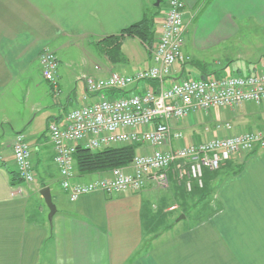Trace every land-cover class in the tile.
I'll list each match as a JSON object with an SVG mask.
<instances>
[{
	"label": "crops",
	"instance_id": "1",
	"mask_svg": "<svg viewBox=\"0 0 264 264\" xmlns=\"http://www.w3.org/2000/svg\"><path fill=\"white\" fill-rule=\"evenodd\" d=\"M183 1L184 34L191 27L168 85L187 68L199 71L200 78L264 72V0ZM160 2L0 0V264H264V149L231 158L230 168L242 164L237 174L223 165L210 193L214 207L208 214L199 211L192 224L182 223L185 218L173 222L166 189L150 181L139 192H94L74 202L60 188L49 126L62 125L73 107L96 101L86 93L84 77H106L117 72L115 65L117 73L131 75L150 65V52L141 44L144 54L135 64L111 60L104 45ZM158 15L153 45L163 21ZM88 45L94 48L85 49ZM43 49L58 59L56 91L41 74ZM74 55L83 71L75 73ZM154 87L141 83L135 91ZM231 110V131L221 129L218 136L264 133V101ZM195 127L191 116L172 123L173 132L183 137L175 146L204 141ZM17 134L30 149L34 181L27 186L10 183ZM97 176L77 173L75 181L87 183ZM179 184L177 190L190 195ZM43 187H49L56 207L51 221L39 194Z\"/></svg>",
	"mask_w": 264,
	"mask_h": 264
},
{
	"label": "built area",
	"instance_id": "2",
	"mask_svg": "<svg viewBox=\"0 0 264 264\" xmlns=\"http://www.w3.org/2000/svg\"><path fill=\"white\" fill-rule=\"evenodd\" d=\"M184 11L183 0H168L157 40L147 49L151 56L147 68L131 75L112 72L106 77H84L85 91L96 97V101L73 107L62 125L49 126L60 188L68 192L71 202L94 192L107 195L139 192L149 181L166 188L170 175L183 183L187 192L194 187L202 189L205 170L217 171L233 157L264 149V133L261 132L216 136L200 143L175 146L183 137L180 132H173L172 123L181 122L199 111L232 109L264 101V72L219 79L181 78L167 84L180 57ZM38 60L42 77L56 91L58 59L53 52L43 49ZM141 83H154L155 87L137 93L135 89ZM108 93L119 97H109ZM215 127L231 131L229 123ZM124 145H137L144 153L136 154L126 167L98 173L91 182L75 181L73 156L77 148L96 152ZM12 151L19 178L31 184L34 174L30 149L22 134L15 135Z\"/></svg>",
	"mask_w": 264,
	"mask_h": 264
},
{
	"label": "rangeland",
	"instance_id": "3",
	"mask_svg": "<svg viewBox=\"0 0 264 264\" xmlns=\"http://www.w3.org/2000/svg\"><path fill=\"white\" fill-rule=\"evenodd\" d=\"M166 9H167L166 0H161L159 7H152V12H155V10H157V12H159V14H160V17H159V19H160L161 16H164ZM187 22H188V19H187ZM189 24L190 23H188V25ZM190 27H191V25L187 26V29H188L187 32H189ZM187 32H186V34H184V31H183V44L181 47V53L182 54H183V50H184L183 45L186 44V39L188 38ZM123 40H124V42H122ZM125 40H127V41H125ZM122 41L120 42L119 47L114 49V50L110 49L109 44L105 43V45H104L105 49L109 48V51H110L109 56H110L111 60H118V58H126V59H128V62L130 64H135V59L140 58V55L144 54L143 49L139 45L140 43L139 42H132V40H130V38H127V37H124L122 39ZM91 48H94V47H91L90 45L85 46V49H91ZM143 48L145 49V47H143ZM75 55H77V54H75ZM75 55L72 58L74 59L76 66L78 67L77 64H78L79 60H77V61L75 60V57H76ZM81 70L82 69L80 67H78V69L75 71V73L77 71H81ZM115 70L117 72H120L119 67L117 65H115ZM123 75H125V74H123ZM84 76H86V75H84ZM90 77L97 78L95 76H90ZM182 78L199 80L200 79V73H199V71H195L194 69L187 68L186 73L183 75ZM206 78L207 79H219L222 77L215 75V74H207ZM236 108H238V107H235L234 109H236ZM232 113L233 112L230 108H223V109L212 108L207 112H204V111L197 112L196 114L191 116L195 119V124H196L195 132L201 133L204 139H206L210 136H213V137L218 136V134H220L223 131H221V129H217L215 127V125L224 124L225 122L230 123V118L233 115ZM230 125H231V123H230ZM205 127H207V129H205V131H204ZM141 153H144L143 149L137 148L136 154H141ZM245 155L246 154L239 155V156H237V159H242V157H244ZM219 171H220V169L217 171H213V172H209V171L205 170L204 171L205 174L203 175V182H204V179L206 180V177L208 174H212V173L218 174ZM24 185L27 186L28 184L24 183ZM180 186L181 185L179 183H177V181H174V182H169L168 186L166 188L158 187V189H160V190L166 189L165 190L167 192L166 194H168L166 196V199L168 202L170 201V203H169L170 207L172 205L176 206L175 207L176 209L173 210L170 214L171 217H173V222L177 221V219L181 215H183L185 219L182 221V223H188V224L197 223L198 217H199V215H198L199 211L201 213H204V212H206L207 214L210 213L209 209L214 207V203H213L214 198L212 195H209V197L206 200L201 201L196 196L183 195L181 191L177 190V188L181 189ZM173 191H174L173 197H175V198H172V196H171ZM180 195H183V196H180ZM178 196H180V198H178ZM43 208L46 209V215L48 217L49 212H48V209L45 206V204H44Z\"/></svg>",
	"mask_w": 264,
	"mask_h": 264
},
{
	"label": "trees",
	"instance_id": "4",
	"mask_svg": "<svg viewBox=\"0 0 264 264\" xmlns=\"http://www.w3.org/2000/svg\"><path fill=\"white\" fill-rule=\"evenodd\" d=\"M158 15V12L144 13L141 21L135 24L128 26L123 29L118 35L110 36L105 40L109 42L110 49H116L119 47L120 42L124 37L137 40L147 53L152 47L155 37V18ZM148 49V50H147ZM137 145H124L119 147H109L102 149L96 152H90L89 150L83 149L81 147L76 149V152L73 156V161L75 169L78 174H94V173H106L114 168H121L128 166L136 155ZM257 149L252 150L248 155L255 153ZM247 155V154H246ZM226 165V166H225ZM225 167L228 166V169L234 174H237L242 169V164L231 167V161L225 163ZM230 165V166H229ZM220 168L218 174H206V180L204 179V185L202 189L193 188L189 193L191 196H196L199 200H206L214 185L215 177L219 176L223 167ZM205 174V172H204ZM10 183L16 185L17 183L22 182L19 178L16 170L9 171Z\"/></svg>",
	"mask_w": 264,
	"mask_h": 264
},
{
	"label": "water",
	"instance_id": "5",
	"mask_svg": "<svg viewBox=\"0 0 264 264\" xmlns=\"http://www.w3.org/2000/svg\"><path fill=\"white\" fill-rule=\"evenodd\" d=\"M155 6H158V2L155 3ZM200 80H204V77H201ZM41 198L43 199L49 213H48V220L51 221L52 217L54 216V214L56 213V207L52 202L51 199V194H50V189L49 187H43L40 192H39ZM184 216L181 215L177 221L183 219Z\"/></svg>",
	"mask_w": 264,
	"mask_h": 264
}]
</instances>
